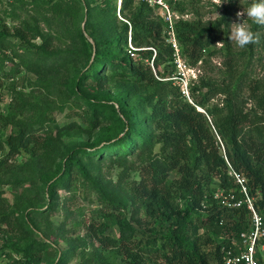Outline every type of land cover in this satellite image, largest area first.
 <instances>
[{
	"label": "trees",
	"instance_id": "16d2710c",
	"mask_svg": "<svg viewBox=\"0 0 264 264\" xmlns=\"http://www.w3.org/2000/svg\"><path fill=\"white\" fill-rule=\"evenodd\" d=\"M16 1L36 8L46 6V11L50 8L53 15L43 16V21L61 24L60 34L70 42L66 47L56 45V37L42 35L39 22L32 19L14 27L13 32L2 26L0 50L11 46L8 38L18 39L28 52L22 60L26 69L44 82L42 86L48 92L62 90L59 97L65 98L63 102L84 98L85 83L91 80L98 90L85 99L90 110L89 126L94 128L101 120L112 126V133H105L99 148L75 147L68 151L55 181L53 177H41L44 190L47 188L45 201L54 203L56 193L52 189L62 184L69 188L74 175L95 183L91 170L105 162L133 169L139 179L133 182L130 193L142 202L149 219L165 227L159 235L148 236L106 198L112 209L103 216L118 227L119 237L106 235L108 226H96L94 222L90 236L103 251H112L120 264H223L222 247L229 236L248 229L249 216L245 207L230 209L222 205V198H216L217 188L226 195L234 191L238 197L240 193L229 165L244 177L248 195L264 218V78L253 79L249 73L253 44L236 49L225 17L208 23L179 21L176 38L189 65L203 62L217 40L223 43V78L206 77L199 86H190V102L177 85L174 71L163 72V68L173 67L175 50L165 39L168 25L154 15L155 6L149 1ZM94 12L99 16L97 23L91 22ZM86 16L84 29L81 23ZM32 35L40 36L42 42L33 43ZM129 40L137 49L136 60L130 56ZM69 61L77 69L73 77L61 73L69 68ZM112 77L129 84L130 90L112 96ZM16 96L10 113L0 115L3 129L15 126L4 140V130H0L3 185L21 184V179L17 181L21 178L17 175L19 168L11 161L22 152L41 158L54 152L50 142L36 141L32 125L16 121L21 111H33L31 102ZM218 96L222 102L211 106L210 101ZM38 168L40 162L32 161L31 172ZM172 174L177 177L172 178ZM3 196L0 192V229L6 227L10 232L20 224ZM45 212L34 209L25 230L33 231V215ZM200 230L204 233L199 234ZM260 264H264L263 259Z\"/></svg>",
	"mask_w": 264,
	"mask_h": 264
},
{
	"label": "rangeland",
	"instance_id": "374dc122",
	"mask_svg": "<svg viewBox=\"0 0 264 264\" xmlns=\"http://www.w3.org/2000/svg\"><path fill=\"white\" fill-rule=\"evenodd\" d=\"M70 1V0H68ZM155 9V16L158 15L167 25L165 39L172 44L175 55L173 67L163 68V72L174 71V79L178 86L182 87L187 83L190 86L200 85L202 78L221 80L224 76V58L222 40L213 44L211 54H205L203 62L191 66L182 54V48L178 43L175 33L176 24L179 21L202 23L214 22L225 17L229 25L238 22L237 13L242 7H247L251 0H147ZM98 2L97 4H100ZM97 4H92L91 7ZM49 7V6H48ZM46 6L36 8L33 4L18 2L16 0H0V30L6 25L9 30L14 31L23 23L35 20L39 22L42 35L52 34L56 37V45L66 47L69 40L61 35V24L52 25V21L44 22L45 15L51 17L52 10ZM49 12V13H48ZM87 13V10L85 11ZM99 16L96 12L92 14L91 22L97 23ZM242 19H246L243 17ZM87 16L82 27L85 29ZM248 30L253 33L252 43L254 56L249 69L253 79L264 78V24H256L251 20H245ZM234 27L230 26V38L236 49L243 47L236 42ZM35 44L42 42L40 36H31ZM11 46L8 49L0 50V115L7 116L14 105L16 95H20L24 101L31 102L32 112L21 111L17 114L16 121L26 122L34 128L36 141L50 142L54 152L48 157H33L29 153L22 152L12 159L11 165L19 168L17 175L21 178L20 185H3L0 183V192L4 194L10 205L14 220L20 226L12 227L10 232L6 227L0 229V264H120L112 251H103V248L90 236V229L95 222L96 226L106 224L108 228L106 235L119 237V229L104 218V214L111 210L106 198L111 199L122 209V213L142 233L154 237L160 234L163 227L159 222L151 220L146 216L141 201L135 200L130 193L133 182L138 178V173L133 169H127L105 162L99 169L91 170L95 183L88 182L81 175H74L69 188L67 184L52 189L56 193V201H45L47 188L42 184L41 177L45 179L53 177L54 181L59 177L61 164L65 160L68 151L75 147L95 149L102 146L105 133L110 131L112 126L109 122L101 120L100 123L91 128L89 126L90 110L85 99L90 98L97 92L93 88L92 81L85 83L84 98L80 96L76 101L63 102L59 96L62 90L48 92L42 85L44 82L30 73L23 64L28 52L24 45L13 37L8 38ZM248 43V44H249ZM246 44L245 46H247ZM130 45H133L129 40ZM134 47V46H133ZM130 53V52H129ZM130 56L138 59V55ZM69 68L62 69V74L73 77L76 74L75 66L69 61ZM110 78V94L116 96L119 91H129L130 85L119 83L116 79ZM93 90H92V89ZM17 97V96H16ZM218 96L210 101V105L222 102ZM65 101V100H64ZM203 110V109H202ZM204 111V110H203ZM211 121V118H209ZM0 124V130H4L7 138L15 129L9 125L6 129ZM115 130V129H114ZM112 133V132H111ZM8 150L6 149L5 155ZM37 160L40 168L31 172L32 161ZM31 166V167H30ZM15 168V169H16ZM176 178L175 174L171 175ZM40 178V179H39ZM49 188V187H48ZM221 189L217 188L215 194ZM230 193H236L231 191ZM238 197L243 198L239 193ZM28 199V201H26ZM49 212H45L50 208ZM34 209H42L40 215H33L35 227L33 231H26L31 214ZM248 216V226H249ZM30 223V222H29ZM95 226V227H96ZM6 231L5 234L1 230ZM166 229V228H165ZM204 233L200 230L199 234ZM140 238V237H139ZM62 259H64L62 261Z\"/></svg>",
	"mask_w": 264,
	"mask_h": 264
},
{
	"label": "built area",
	"instance_id": "2783aa9c",
	"mask_svg": "<svg viewBox=\"0 0 264 264\" xmlns=\"http://www.w3.org/2000/svg\"><path fill=\"white\" fill-rule=\"evenodd\" d=\"M136 50L133 45H130L131 55L135 54ZM182 93L192 102L187 83L182 87ZM229 168L230 175L240 186V194L243 198L237 199L234 193L226 195L223 190L216 194V198H222L223 201H220L222 205L230 209L245 207L249 213L250 222L246 231L238 236L228 237L226 245L221 250L223 264H260V259L264 260V218L256 208L255 201L248 195L244 177L230 165Z\"/></svg>",
	"mask_w": 264,
	"mask_h": 264
},
{
	"label": "clouds",
	"instance_id": "9594fccd",
	"mask_svg": "<svg viewBox=\"0 0 264 264\" xmlns=\"http://www.w3.org/2000/svg\"><path fill=\"white\" fill-rule=\"evenodd\" d=\"M227 0H222V3ZM246 17V19H242ZM245 20H251L256 24H264V0H251L247 7H242V11L237 13V21L233 23L234 33H232L236 42L239 46L243 47L253 40V33H251L246 24Z\"/></svg>",
	"mask_w": 264,
	"mask_h": 264
},
{
	"label": "water",
	"instance_id": "95a60500",
	"mask_svg": "<svg viewBox=\"0 0 264 264\" xmlns=\"http://www.w3.org/2000/svg\"><path fill=\"white\" fill-rule=\"evenodd\" d=\"M198 110H199L200 112H203V113H204V111H203V110H200V108H198Z\"/></svg>",
	"mask_w": 264,
	"mask_h": 264
},
{
	"label": "bare ground",
	"instance_id": "6f19581e",
	"mask_svg": "<svg viewBox=\"0 0 264 264\" xmlns=\"http://www.w3.org/2000/svg\"><path fill=\"white\" fill-rule=\"evenodd\" d=\"M200 110H202V109H200Z\"/></svg>",
	"mask_w": 264,
	"mask_h": 264
}]
</instances>
